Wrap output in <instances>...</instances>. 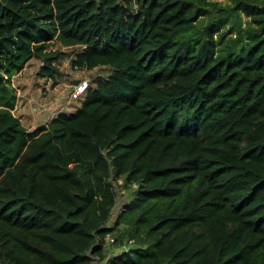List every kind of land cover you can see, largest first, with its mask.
I'll use <instances>...</instances> for the list:
<instances>
[{"label": "trees", "instance_id": "trees-1", "mask_svg": "<svg viewBox=\"0 0 264 264\" xmlns=\"http://www.w3.org/2000/svg\"><path fill=\"white\" fill-rule=\"evenodd\" d=\"M65 56L109 72L27 128ZM95 261L264 264V0H0V264Z\"/></svg>", "mask_w": 264, "mask_h": 264}, {"label": "rangeland", "instance_id": "rangeland-1", "mask_svg": "<svg viewBox=\"0 0 264 264\" xmlns=\"http://www.w3.org/2000/svg\"><path fill=\"white\" fill-rule=\"evenodd\" d=\"M213 1H217L222 5L232 3V0ZM200 18H203V16H200L198 20ZM204 20L206 19L204 18ZM247 20H249L248 17L242 12V27L246 25ZM230 25L231 22L229 20H224L214 36L217 37L221 32L227 31ZM235 34V31H230L226 34V37L234 36ZM69 59L66 56L63 59L62 68H64L66 74L61 76L57 81L48 79L45 85L42 79H36V72L40 65L37 59H32L29 62L24 73L18 74L17 78L14 76V83L20 88L16 113L21 118L22 124L27 128L46 124L54 116L62 112L70 114L80 107L81 100L69 96L71 87L78 77L85 76L92 81L91 76H106L109 72L104 70L100 71L97 68L90 70L85 68L72 69L69 65Z\"/></svg>", "mask_w": 264, "mask_h": 264}, {"label": "built area", "instance_id": "built-area-1", "mask_svg": "<svg viewBox=\"0 0 264 264\" xmlns=\"http://www.w3.org/2000/svg\"><path fill=\"white\" fill-rule=\"evenodd\" d=\"M90 86L88 78H81L78 83L73 85V88L71 89V97L77 98L80 97Z\"/></svg>", "mask_w": 264, "mask_h": 264}, {"label": "water", "instance_id": "water-1", "mask_svg": "<svg viewBox=\"0 0 264 264\" xmlns=\"http://www.w3.org/2000/svg\"><path fill=\"white\" fill-rule=\"evenodd\" d=\"M78 80H79V79H76V80L74 81V83H77ZM122 205H123V202H122V201L117 203V205H116V207H115V210H116L117 214L120 213L121 208H122ZM116 216H117V215H116ZM115 218H116V217H115Z\"/></svg>", "mask_w": 264, "mask_h": 264}, {"label": "clouds", "instance_id": "clouds-1", "mask_svg": "<svg viewBox=\"0 0 264 264\" xmlns=\"http://www.w3.org/2000/svg\"><path fill=\"white\" fill-rule=\"evenodd\" d=\"M84 78H86V77H84ZM79 80H80V79H79ZM79 80H78V81H79ZM88 80H89V79H88ZM77 83H78V82H77ZM89 83H90V80H89ZM74 84H76V83H74ZM74 84H73V85H74ZM88 88H89V87H88ZM88 88H87V89H88ZM70 92H71V90H70ZM70 97H71V94H70ZM71 98H73V97H71ZM77 98H79V97H77ZM77 98H74V99H77ZM114 212H116V210H114ZM116 213H117V212H116ZM95 263H96V264H102V263H99L98 261H95Z\"/></svg>", "mask_w": 264, "mask_h": 264}]
</instances>
